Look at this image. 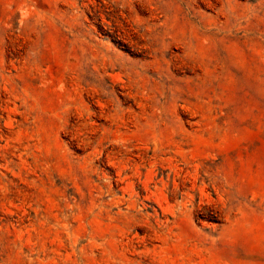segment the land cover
<instances>
[{
	"label": "rangeland",
	"instance_id": "rangeland-1",
	"mask_svg": "<svg viewBox=\"0 0 264 264\" xmlns=\"http://www.w3.org/2000/svg\"><path fill=\"white\" fill-rule=\"evenodd\" d=\"M0 264H264V0H0Z\"/></svg>",
	"mask_w": 264,
	"mask_h": 264
},
{
	"label": "trees",
	"instance_id": "trees-1",
	"mask_svg": "<svg viewBox=\"0 0 264 264\" xmlns=\"http://www.w3.org/2000/svg\"><path fill=\"white\" fill-rule=\"evenodd\" d=\"M204 209H205V208H203L202 211H203ZM207 211H208V213H210V212H211V209H207ZM198 216H199V218H204L203 215H201V214L198 215Z\"/></svg>",
	"mask_w": 264,
	"mask_h": 264
}]
</instances>
